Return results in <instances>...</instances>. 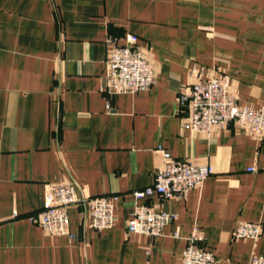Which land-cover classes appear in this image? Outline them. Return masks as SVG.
Instances as JSON below:
<instances>
[{"label":"crops","instance_id":"0c3cea01","mask_svg":"<svg viewBox=\"0 0 264 264\" xmlns=\"http://www.w3.org/2000/svg\"><path fill=\"white\" fill-rule=\"evenodd\" d=\"M135 35L156 71L146 92L108 95L107 55ZM226 78L238 105L264 108V0H0V264H181L195 226L217 264L264 257V140L230 124L182 126L179 93ZM159 149L214 169L183 199L136 200ZM255 168L256 172H249ZM75 185L71 237L30 221L48 185ZM117 196L116 222L91 229L88 199ZM137 205L176 215L160 237L132 234Z\"/></svg>","mask_w":264,"mask_h":264},{"label":"built area","instance_id":"2783aa9c","mask_svg":"<svg viewBox=\"0 0 264 264\" xmlns=\"http://www.w3.org/2000/svg\"><path fill=\"white\" fill-rule=\"evenodd\" d=\"M108 73L104 92L108 95L137 94L149 91L156 83V71L144 50L139 47L138 37L129 34L126 45L116 43L107 55ZM226 78L205 77L196 80L181 91L178 97L182 126L193 133H211L214 129H225L231 123L248 131L258 141L264 140V108L252 109L238 105L237 98L229 90ZM162 163L156 170L153 185L134 192L141 200L158 195L165 200H179L192 190L202 187L214 173L211 165H199L189 160L173 157L159 149ZM250 168L249 172H256ZM117 196L93 197L88 199L89 221L87 225L101 232L110 229L116 222L115 205ZM82 202L75 185L67 182L48 185L44 209L30 221L45 233L73 237L69 230V210ZM176 220V215L155 211L148 205H137L127 224L132 234L160 237L164 228ZM264 230L262 223H241L235 239L257 241ZM214 253L205 247V238L195 226L188 238L181 264H217ZM249 264H264V257L253 256Z\"/></svg>","mask_w":264,"mask_h":264}]
</instances>
